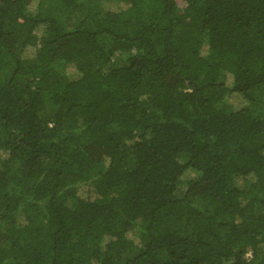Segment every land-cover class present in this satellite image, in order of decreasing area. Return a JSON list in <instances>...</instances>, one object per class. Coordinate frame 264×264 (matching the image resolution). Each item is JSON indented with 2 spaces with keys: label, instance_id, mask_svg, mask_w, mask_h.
I'll use <instances>...</instances> for the list:
<instances>
[{
  "label": "trees",
  "instance_id": "1",
  "mask_svg": "<svg viewBox=\"0 0 264 264\" xmlns=\"http://www.w3.org/2000/svg\"><path fill=\"white\" fill-rule=\"evenodd\" d=\"M0 264H264V0H0Z\"/></svg>",
  "mask_w": 264,
  "mask_h": 264
},
{
  "label": "rangeland",
  "instance_id": "2",
  "mask_svg": "<svg viewBox=\"0 0 264 264\" xmlns=\"http://www.w3.org/2000/svg\"><path fill=\"white\" fill-rule=\"evenodd\" d=\"M186 176V175H185ZM186 178V177H185Z\"/></svg>",
  "mask_w": 264,
  "mask_h": 264
}]
</instances>
